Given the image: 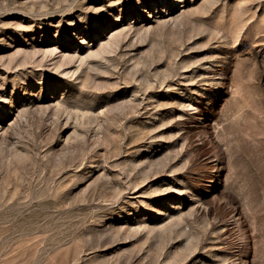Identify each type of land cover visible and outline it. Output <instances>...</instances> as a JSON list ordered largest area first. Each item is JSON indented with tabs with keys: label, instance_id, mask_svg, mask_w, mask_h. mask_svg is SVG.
Segmentation results:
<instances>
[{
	"label": "rangeland",
	"instance_id": "obj_1",
	"mask_svg": "<svg viewBox=\"0 0 264 264\" xmlns=\"http://www.w3.org/2000/svg\"><path fill=\"white\" fill-rule=\"evenodd\" d=\"M0 264H264V0H0Z\"/></svg>",
	"mask_w": 264,
	"mask_h": 264
},
{
	"label": "bare ground",
	"instance_id": "obj_2",
	"mask_svg": "<svg viewBox=\"0 0 264 264\" xmlns=\"http://www.w3.org/2000/svg\"><path fill=\"white\" fill-rule=\"evenodd\" d=\"M213 168H215V166Z\"/></svg>",
	"mask_w": 264,
	"mask_h": 264
}]
</instances>
